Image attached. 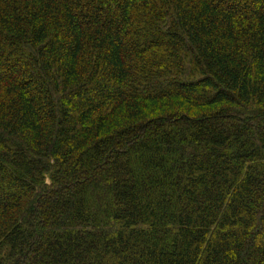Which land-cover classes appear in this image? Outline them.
<instances>
[{"label": "trees", "instance_id": "obj_1", "mask_svg": "<svg viewBox=\"0 0 264 264\" xmlns=\"http://www.w3.org/2000/svg\"><path fill=\"white\" fill-rule=\"evenodd\" d=\"M0 264H264V0H0Z\"/></svg>", "mask_w": 264, "mask_h": 264}]
</instances>
